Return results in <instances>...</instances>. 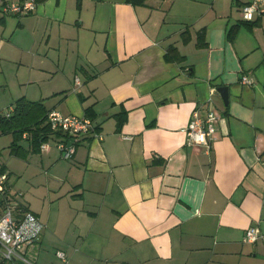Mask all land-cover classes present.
<instances>
[{
    "label": "crops",
    "instance_id": "crops-1",
    "mask_svg": "<svg viewBox=\"0 0 264 264\" xmlns=\"http://www.w3.org/2000/svg\"><path fill=\"white\" fill-rule=\"evenodd\" d=\"M34 1L31 13L0 12V110L20 98L64 115L89 108L100 138L82 136L70 159L53 138L18 156L32 195L12 179L7 203L43 225L22 255L264 264V11L247 23L240 8L251 0ZM194 111L216 117L208 149L187 144ZM250 227L260 237L244 243Z\"/></svg>",
    "mask_w": 264,
    "mask_h": 264
},
{
    "label": "built area",
    "instance_id": "built-area-1",
    "mask_svg": "<svg viewBox=\"0 0 264 264\" xmlns=\"http://www.w3.org/2000/svg\"><path fill=\"white\" fill-rule=\"evenodd\" d=\"M36 3L34 0H0V12L3 15H22L34 11ZM264 7V0H251L240 8L241 20L243 22H253L255 15L260 14ZM250 17V18H248ZM242 82L249 84L246 77ZM0 110V114H1ZM9 117L11 110L2 113ZM216 117L210 111L205 118L199 116L194 111L191 119L185 129L187 144L189 146H205L210 148L214 140ZM47 121L54 132H59L68 136V140L61 137L55 142L56 147L61 151L64 159H70L75 151V146L82 136L93 135L100 138L95 132V126L90 118L86 116L64 115L58 110H51L47 114ZM46 145H43V148ZM264 164V161H262ZM9 175L0 170V198L4 200L0 203V264H31L21 253V248L39 240L43 225L37 216L30 212H22L16 216L14 209L7 203V184ZM3 204V205H2ZM260 237L257 227H250L245 231L243 242L254 243ZM57 257L62 264H69L68 258L64 252L58 251Z\"/></svg>",
    "mask_w": 264,
    "mask_h": 264
},
{
    "label": "trees",
    "instance_id": "trees-1",
    "mask_svg": "<svg viewBox=\"0 0 264 264\" xmlns=\"http://www.w3.org/2000/svg\"><path fill=\"white\" fill-rule=\"evenodd\" d=\"M127 1L133 5H140L145 2V0ZM203 36V32L199 33V40L203 41ZM49 111L51 110H47L41 102L20 98L15 101L9 117H5L2 113L0 114V134L10 133L13 135V141L10 146L12 154L21 156L23 152L25 156L28 152L37 153L42 145L51 138L55 139V141H59L61 137H64L65 141L69 139L68 136L52 131L47 121ZM85 116L92 121V114L89 108L85 109ZM24 135L29 142L27 151H21L22 147L18 145L24 139ZM0 170L4 172L3 167H0Z\"/></svg>",
    "mask_w": 264,
    "mask_h": 264
},
{
    "label": "rangeland",
    "instance_id": "rangeland-1",
    "mask_svg": "<svg viewBox=\"0 0 264 264\" xmlns=\"http://www.w3.org/2000/svg\"><path fill=\"white\" fill-rule=\"evenodd\" d=\"M11 137L10 136H0V150H1V157H0V161L5 162L9 165L10 169L13 168H17L18 172V176L21 175L20 177L17 178V176H14V174H12V176H10L9 181H11L12 179L16 181H18L16 183V186L14 187V189L21 191L25 197H31V186L27 184V177H28V173L26 172V168L23 165V163H21L22 161L17 159L18 156L14 155L11 153L10 149H9V145L11 143ZM25 142V141H23ZM24 156V153H22V155L20 156L21 158ZM20 158V159H21ZM30 176V175H29ZM37 192H41V189H37ZM19 195V194H18Z\"/></svg>",
    "mask_w": 264,
    "mask_h": 264
},
{
    "label": "water",
    "instance_id": "water-1",
    "mask_svg": "<svg viewBox=\"0 0 264 264\" xmlns=\"http://www.w3.org/2000/svg\"><path fill=\"white\" fill-rule=\"evenodd\" d=\"M225 89H226V88H220V89H219V92H220V94H221V97L224 99L225 103H227V96L225 95V92H226ZM223 93H224V94H223Z\"/></svg>",
    "mask_w": 264,
    "mask_h": 264
},
{
    "label": "clouds",
    "instance_id": "clouds-1",
    "mask_svg": "<svg viewBox=\"0 0 264 264\" xmlns=\"http://www.w3.org/2000/svg\"><path fill=\"white\" fill-rule=\"evenodd\" d=\"M248 18H250V17H248Z\"/></svg>",
    "mask_w": 264,
    "mask_h": 264
}]
</instances>
